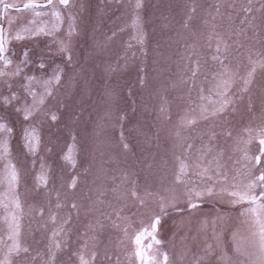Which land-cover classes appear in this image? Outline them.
<instances>
[{"label": "rangeland", "instance_id": "obj_1", "mask_svg": "<svg viewBox=\"0 0 264 264\" xmlns=\"http://www.w3.org/2000/svg\"><path fill=\"white\" fill-rule=\"evenodd\" d=\"M26 2L7 0L12 64L0 62V122L13 130L0 132L8 147L0 150V264H81V257L88 264H138L134 235L151 224L162 201L187 209L186 192L209 185L218 191L256 182L254 192L264 191L257 181L264 162H252L264 129V0H69L67 7L55 0L36 10L40 16L17 11ZM39 25L52 34L23 33ZM17 32L26 38L14 39ZM58 69L60 82L46 85ZM224 98L231 103L216 112ZM33 104L37 110L24 119ZM26 128L39 137L34 154L25 147ZM69 148L74 165L65 159ZM181 163L186 175L178 182ZM42 172L46 184L37 179ZM231 199L205 198L203 207H233V235L209 232L225 218L215 210L201 220L203 209L169 207L160 225L172 255L228 239L235 264H260L254 216L245 215L248 203ZM239 222L245 233H238ZM16 224L15 239L27 251L9 256Z\"/></svg>", "mask_w": 264, "mask_h": 264}, {"label": "snow or ice", "instance_id": "obj_2", "mask_svg": "<svg viewBox=\"0 0 264 264\" xmlns=\"http://www.w3.org/2000/svg\"><path fill=\"white\" fill-rule=\"evenodd\" d=\"M0 2H3V0H0ZM59 4L67 7L69 6V0H59ZM53 5V0H45L44 3H39L38 0H27L26 3H24L22 8H18L17 11H26L31 10L35 12L36 16H40L41 13L39 11H36L39 8H47ZM140 5L137 4V7ZM12 7V5H9L7 3H4V10H7V8ZM53 15L56 17L57 21L61 19L60 13L53 8ZM32 23H35L33 21ZM54 27H58V24ZM23 33H27L29 37L33 36H39V35H51V30L47 29V25H39L37 28L31 29V28H25L23 29ZM16 40H23L25 39V35L21 32H17L15 36L13 37ZM8 39L5 35V29L3 27H0V62L3 63V65L7 66L12 64V60L7 58L5 55L7 52L6 45L8 44ZM60 52L66 53L68 51L67 45H65L63 42L60 44L59 48ZM68 59L71 60V56H68ZM28 59V50H25L23 53V59L21 63H23L25 66L29 64ZM37 67L43 69L45 67L43 61L41 60ZM20 71L19 67L16 69L15 72L12 74H18ZM255 69H253L251 72L248 73V77L244 80L243 90H247L248 85L252 82V76ZM4 73L0 71V75H3ZM53 82L59 83L60 82V70L58 69L56 72L53 73L52 79L45 81L44 83L46 85H50ZM46 94L52 95L51 91L46 87ZM32 94V93H30ZM34 95V94H33ZM223 95V93L221 94ZM16 99L15 95L13 94L11 97L5 98V104L11 103L12 100ZM41 103H43V99H41ZM231 103V100L228 98L222 99L220 106L216 109V112H222L225 110V108ZM18 111L20 109H17ZM37 110L36 105L33 104L31 107L25 106L23 109L24 113V119H28L33 112ZM215 114V113H214ZM51 119L55 121L57 119L55 114L51 115ZM195 121H189V123H194ZM12 129L8 127V125L4 122H0V132L5 134H11ZM23 140L25 143V147L28 149L29 152H32L33 154L38 150L39 146V137L36 135L35 129H24L23 131ZM259 154L255 155L252 158V162L255 165H260L261 163V157H264V129H261V133L259 136ZM124 148H127L128 145L125 143ZM0 150H2L4 153H7L8 147L7 142L0 143ZM65 159L69 162L75 163L73 158V150L72 148H69L67 155L65 156ZM8 177L10 180V183L15 184L18 181V173L15 168V165L11 163V161L8 162ZM186 166L181 163L180 170L177 175V181L180 182L182 176L186 175L185 171ZM207 172L205 169L204 173H201V175H204ZM38 181L41 184L47 183V177L42 172L38 177ZM210 179V177H209ZM257 181L260 182V187L264 189V171L260 173V175L257 177ZM72 186L75 187V181L73 180ZM257 187L256 182L249 183L245 186L244 189H241L237 185H232L231 189L228 188H220L218 191L215 189L214 185H209L204 188H201L199 190L193 188L189 189L186 192V195L188 197L187 199V209L177 208L176 207V201L173 199L167 203L161 202L160 204V213L156 214L152 217V221L150 224V228H142L140 231L136 232L134 235V243L136 245L135 250V256L139 258L141 261V264H168V255L167 253L162 254V260L157 261L154 256H150L148 252L153 249L154 245H161L162 241L157 238L158 232H159V225L161 223V219L164 215H167V209L171 207L173 211L176 212H183L185 210L191 211L194 209H197L201 206L202 202L205 200V198L217 196V197H223L225 194L227 196L231 197L232 199L229 201L231 204H242V203H248L250 205L249 208L245 209V212H250L254 216V222L258 225V235H259V250L261 253L260 258V264H264V191H261L259 194L254 192V189ZM133 196H136V193H132ZM141 204H143V200L140 201ZM17 207H19V204L17 203ZM15 219V218H14ZM19 225L16 224L12 229V234L9 236V239L13 240L12 246L9 248L8 255L12 256L14 253L19 254L21 251H27V249L21 248L18 240L15 239V237L18 235ZM147 240L148 243L145 244L144 241ZM59 247V245H57ZM209 253H211V246H209ZM94 258V254L93 257ZM81 259V264H88L87 261H84L83 257ZM5 264H11V260L6 261Z\"/></svg>", "mask_w": 264, "mask_h": 264}, {"label": "flooded vegetation", "instance_id": "obj_3", "mask_svg": "<svg viewBox=\"0 0 264 264\" xmlns=\"http://www.w3.org/2000/svg\"><path fill=\"white\" fill-rule=\"evenodd\" d=\"M3 1H4V3H7V0H3ZM54 1L55 0H53V3H54ZM4 3L2 5V9H0V27H3L5 29L6 17H7L6 11L7 10H4ZM7 9L13 10L12 7H9ZM6 48H7V45H6ZM5 55L7 56V52ZM31 63H29V64H31ZM257 141H258L257 146H259V149H260L259 138L257 139ZM257 146H256V154L255 155L259 154V151L257 150ZM263 162H264V157H261L260 165ZM205 205L206 204L204 202H202L201 206L199 207V209L204 210L201 220H206L210 214V212L205 213V210H215L217 213H219L225 217V218L217 220V222H220V223H217V222H216L217 224L213 223L212 226L217 225V227L216 228H214V227L210 228L209 232L213 233L215 231H219V232H222L223 234L233 235L234 234V227L236 226V221L233 219L234 214H235V209L223 201H215V203H208V205H212V206L214 205L213 208H206L205 209V207H203ZM249 207H250V205L247 204L246 209ZM245 215L251 216L252 213L245 212ZM239 223L240 224H238V227H237L238 233H240L242 231L245 233V228L243 226V224H245V223L244 222H239ZM208 226H209V224H208ZM143 228H150V225L148 224V225L144 226ZM167 234H168V231L163 230V226L159 225V232H158L157 238L162 241V244L161 245H154L153 249L148 252V254L150 256H154L157 261H161L162 260V254L167 253L168 258H169L168 264H232L233 262H234L233 264H235V261H234L235 257H231L234 254V252L231 251V240L227 239L226 243L223 241L217 240L216 244L208 243L199 251L198 250L195 251V253H193V250H189V252H187V254H184V255L182 254L181 256H175V255H172V253L169 249V246L167 243V240H168ZM144 243L147 244L148 241L145 240ZM134 245H135V243H134ZM209 246H211V253H209ZM135 250H136V245H135ZM136 258H137L138 264H141V261L139 260V258L138 257H136Z\"/></svg>", "mask_w": 264, "mask_h": 264}]
</instances>
